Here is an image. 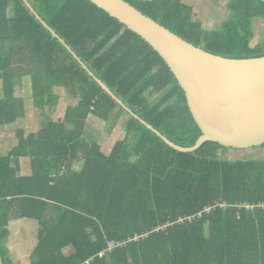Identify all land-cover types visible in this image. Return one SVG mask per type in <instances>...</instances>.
<instances>
[{
    "label": "trees",
    "instance_id": "1",
    "mask_svg": "<svg viewBox=\"0 0 264 264\" xmlns=\"http://www.w3.org/2000/svg\"><path fill=\"white\" fill-rule=\"evenodd\" d=\"M27 1L140 120L177 146H194L201 131L148 44L88 0ZM124 1L210 54L264 57V38L252 44L264 24L261 0H227L230 16L215 30H205L180 0ZM0 41L10 53L0 57V124L12 122L6 112L16 109L11 53L29 68L36 103L54 104L53 87L77 99L76 130L46 121L30 137L31 176H20L16 165L27 154L22 133L16 148L0 154L3 264H25L8 261L2 245L12 212L42 227L29 264H264V159L226 160L227 148L213 142L174 150L104 92L22 0H0ZM116 109L129 118L108 154L79 138L88 114L105 120ZM68 246L74 252L65 256Z\"/></svg>",
    "mask_w": 264,
    "mask_h": 264
},
{
    "label": "water",
    "instance_id": "2",
    "mask_svg": "<svg viewBox=\"0 0 264 264\" xmlns=\"http://www.w3.org/2000/svg\"><path fill=\"white\" fill-rule=\"evenodd\" d=\"M22 1L101 89L129 116L139 119L93 75L28 1ZM88 1L148 44L164 61L181 88L189 112L201 131L194 146H177L139 119L167 145L182 153L194 152L205 142L217 143L230 150H250L264 146V57L232 59L213 55L181 39L124 0ZM0 264H3L1 254Z\"/></svg>",
    "mask_w": 264,
    "mask_h": 264
},
{
    "label": "crops",
    "instance_id": "3",
    "mask_svg": "<svg viewBox=\"0 0 264 264\" xmlns=\"http://www.w3.org/2000/svg\"><path fill=\"white\" fill-rule=\"evenodd\" d=\"M1 45H2V43L0 41V57L4 58V57L8 56L10 53L7 52L8 50H4L3 48H1ZM3 51H5V52H3ZM17 58H18V56H15V55L13 56L11 53L12 65L9 67V68H11L12 72L14 73V76H15V73L17 71V77L15 76L16 78H15V87L14 88H15V93L17 94V92H18V94L15 96V93H14L15 97H13L14 104L16 105V109H15L14 113H11L8 109L6 112V114L8 115L7 120L12 119L13 120L12 122H9L6 124H0V154H2V151H1L2 146H4L3 149H5L3 151L6 152V153H3L4 155H6L7 153L11 152L14 148H16L18 146L19 134L22 133L23 136L21 138H23V140L25 141L24 151L27 154H25L22 157H19L16 165L18 167L19 174H20V171L28 170L27 174L21 173L20 176H31L33 174V171L31 170V164H32V168H33V166L36 165V162H34L32 160L31 153H30V149H31V147L29 145L30 144V142H29L30 137L31 136L36 137L38 135L39 129L41 128V126L46 121L63 122L64 126L67 130H72L73 129V128H71L72 125L75 127V124L73 123L72 117H71L72 112H69V116H66L65 118H63L64 116H62V117L59 116V113L62 111L65 114L66 107H68V106H72V109H74L75 106L77 105V99L74 98V96L72 95V92L68 93L64 87H53L52 91H53V94L57 96V100L54 102V104L49 105V103H47L48 102L47 99L44 98V101L41 104L42 105V107H41L40 101H38L36 103V101L33 97V92H32L33 82H32L31 77L29 75V70H28L29 68H27L25 63L17 62ZM2 65H3V61L0 62V72L3 71V69H1ZM18 74H20L21 77H19ZM0 86H1V83H0ZM63 90L65 92H63ZM31 97H32L33 102H30V105L26 104L25 99L30 100ZM0 100H2L1 97H0ZM11 103H13V102H11ZM20 104L25 105V109H24V107H19ZM111 113H113V115L115 117L114 121L117 124L122 125L123 133H124L123 137H124L125 136V125H126V122L128 121V118H125L123 115H121V117H119L121 112H119L118 109L116 111L111 112ZM127 117H128V115H127ZM19 118H22L24 120V122H23L24 130L22 128H15V127H10V128L8 127L6 129V125H9L13 122H17V119H19ZM92 118H97V117L92 115V114L87 115V117L85 118V120L83 122L82 128L79 129L78 134H80V136L84 134L86 127H87V123H89ZM67 124L70 126L67 127ZM114 126H115V124L113 123L112 128ZM14 136H17V137H14ZM114 144H115V142H114ZM114 144L112 143V147ZM97 145L99 147L101 146L99 144H97ZM25 157L26 158L29 157V159L31 160V161L26 162L28 166L26 164H24V165L21 164L22 162L20 159H26ZM79 164H80V162H79ZM72 167H73V169H75L74 165H72ZM77 169H75V170H77ZM15 214H16L15 212L11 213L10 221L8 222V226H7L8 232H9L8 234H10L12 232L11 229L9 228L10 226L13 229H15L22 222H28V224L31 225L29 227L32 229V232L35 233V236H34L35 242L34 241L30 242V244H29L30 251L23 255L24 257H27L26 260H28V258L30 256H32V254L34 253V250L36 249V247L39 245V234H40V231L42 230V227L37 222H34L32 220H28V219L18 218V217H16ZM44 216H45V214H44ZM73 252H74V250L70 246L63 249V253L65 256H69ZM22 263L29 264L28 261H24Z\"/></svg>",
    "mask_w": 264,
    "mask_h": 264
},
{
    "label": "rangeland",
    "instance_id": "4",
    "mask_svg": "<svg viewBox=\"0 0 264 264\" xmlns=\"http://www.w3.org/2000/svg\"><path fill=\"white\" fill-rule=\"evenodd\" d=\"M180 2L183 3L184 6L190 7V9H192L193 13L197 15V20L201 23L202 27L205 30L217 29V27L222 23V21L227 19L230 16L229 10L227 9V4H228L227 0H180ZM262 24L259 25L258 28L255 29L256 37H254L252 44H255L257 41H260L264 38V24L263 25ZM63 92L65 91L63 90ZM17 94L15 93V96ZM0 97L3 100L2 85L0 86ZM30 102H33L32 97L30 100L25 99L26 104L30 105ZM19 107H24L25 109V105L23 104H20ZM72 110H73L72 106H68L66 107V111H65L66 115L61 111L59 113V116L61 117L64 116L63 118H65L66 116H69V112H71ZM121 115H123L125 118H129V116L127 117L126 113L121 112L119 117H121ZM114 119L115 117L113 113L108 114L107 119L105 120L104 119L101 120L98 117L92 118L91 121L87 123V127H86L84 134L79 136V138L89 143L94 142V143L101 145L100 146L101 151L104 154H108L109 151L112 150V143L114 144V142H116L117 140L123 139L122 137L124 134L122 125L117 124L114 121ZM23 122L24 120L22 118H19L17 119V122H13L9 125H6V129L8 127L9 128L15 127V128H22L24 130ZM113 123L115 124V126L112 128ZM68 126L70 125L67 124V127ZM71 128H74L76 130V128L73 125ZM14 137H17V136H14ZM3 148L4 146H2V149H1L2 154L6 153L3 151L5 150ZM223 157L224 159L230 160V161L256 159V158L264 159V147L254 149V150L253 149L251 150L227 149L223 151ZM20 160L22 162L21 163L22 165L24 164L27 165L26 162L31 161L29 157L26 159H20ZM73 165L75 166V169H77L79 166L81 167V164H79V161H75ZM31 170L33 171L32 164H31ZM27 172L28 170H23V171H20V174L21 173L27 174ZM29 226L31 225L28 224V222H22L15 229H13L11 226L9 227L12 232L5 237L2 243V245H4L7 248L8 253H7L6 258L8 261L10 262L28 261L26 260L27 257H24L23 255L30 251V248H29L30 242L32 241L35 242V239H34L35 233L32 232V229Z\"/></svg>",
    "mask_w": 264,
    "mask_h": 264
},
{
    "label": "built area",
    "instance_id": "5",
    "mask_svg": "<svg viewBox=\"0 0 264 264\" xmlns=\"http://www.w3.org/2000/svg\"><path fill=\"white\" fill-rule=\"evenodd\" d=\"M198 217L200 216V215H197ZM192 219H194V217H188V218H186V220L188 221V222H190V221H192ZM183 220H180V222H182Z\"/></svg>",
    "mask_w": 264,
    "mask_h": 264
}]
</instances>
